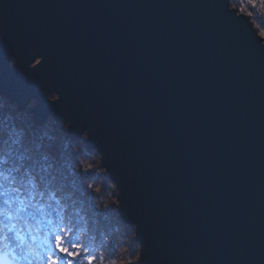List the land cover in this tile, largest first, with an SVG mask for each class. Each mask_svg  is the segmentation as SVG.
<instances>
[{"label":"water","instance_id":"95a60500","mask_svg":"<svg viewBox=\"0 0 264 264\" xmlns=\"http://www.w3.org/2000/svg\"><path fill=\"white\" fill-rule=\"evenodd\" d=\"M0 94L85 135L141 264H264V43L229 0H0Z\"/></svg>","mask_w":264,"mask_h":264},{"label":"trees","instance_id":"16d2710c","mask_svg":"<svg viewBox=\"0 0 264 264\" xmlns=\"http://www.w3.org/2000/svg\"><path fill=\"white\" fill-rule=\"evenodd\" d=\"M255 1L258 3V8L264 9V0ZM259 2H262V5L259 4ZM247 8H249V13L254 11L252 6H247ZM261 11L256 10L253 14L256 15V21L257 23L259 22V25L262 27L264 18L262 19V14L259 13ZM64 123L66 122L64 121ZM63 139L66 140L65 142L70 141L77 145L79 144V148L87 152L98 153L96 150L88 148L82 140L77 142L69 137L67 133H63ZM53 153L55 155L58 153L65 154L64 158L66 159L64 163L69 162L70 166L68 165L67 167L65 164L62 165V163H60L57 168L58 173L46 174V178L52 179L55 176H61L65 180L67 179L66 174H69V170H71L72 173H70L73 174L71 175V178L73 176V181L78 179L76 182V193L84 192V195H88L84 201L85 205L92 203L94 206H97L98 209L100 208V210H94L91 214L90 212L89 214H82L83 209H79L82 208L79 201L71 200L67 201L70 205L68 208L70 219L66 228L60 225L59 221L55 224L52 223L51 213L57 210L51 208L47 213L36 219L35 227L29 224L21 231L20 226L17 225L16 232L18 235L15 237L7 236L6 234L8 231L5 229L4 233L0 234L8 237L7 239L0 238V255L3 257V259L0 260V264H13V262L17 260H22V264H50V262H54V264H88L89 256L93 257V264H115V262H122V260L124 261L126 258L130 257L132 250H130L131 253H125L124 255L126 256L121 258V247L126 245V243L124 241L125 237L121 236L120 232L124 231L128 234L132 231L133 237L131 240H133V247L138 248L139 244L134 235V227L128 225L121 219L118 210H115L114 207L111 206V203L110 205L102 202L101 204L96 203L100 201L101 197L96 194L98 191L93 192L92 190H88L86 183L82 185L81 181L83 179V174L81 175L80 170L83 169V166L79 167L80 160L77 159L75 153H65L62 149H59V152L53 151ZM76 171L78 172L77 174H75ZM102 177L103 180L101 179ZM102 177L96 178V181L101 180L103 182L102 192L106 189V184H112L115 187V184L111 182L106 172L105 176ZM61 187L63 186L61 185L60 188ZM115 192H112L110 199L112 201L116 199L118 207L117 191ZM105 199H103L104 202H106ZM57 214L60 215V213ZM83 216L90 224H83V222H81L80 219L83 218ZM114 217H116V220H114ZM76 219L78 221H75ZM57 236L63 238V247L68 249V253L70 254H66L57 249ZM26 244L28 246V251L31 252L30 255L25 252ZM33 244L35 247H33ZM37 249L39 251H37ZM138 264H141L140 261Z\"/></svg>","mask_w":264,"mask_h":264},{"label":"clouds","instance_id":"9594fccd","mask_svg":"<svg viewBox=\"0 0 264 264\" xmlns=\"http://www.w3.org/2000/svg\"><path fill=\"white\" fill-rule=\"evenodd\" d=\"M56 131L51 123L37 124L29 110L17 108L0 94V216L8 217L12 230L7 236L18 235L17 225L21 231L29 224L35 227L36 219L51 208L57 210L51 213L52 223L68 225L71 194L46 179L44 168L48 155L43 147ZM25 252L31 254L27 244Z\"/></svg>","mask_w":264,"mask_h":264},{"label":"rangeland","instance_id":"374dc122","mask_svg":"<svg viewBox=\"0 0 264 264\" xmlns=\"http://www.w3.org/2000/svg\"><path fill=\"white\" fill-rule=\"evenodd\" d=\"M259 4L262 5V2H259ZM229 5H230V7L235 8L237 13H242V14H245L248 16L253 27L255 28L258 35L262 38V41L264 43V23H262L263 26L261 27V25H259V22L257 23V21H256V17H255L256 15L253 14L254 11H256V10L261 11L263 8L262 9L258 8V3H256L255 0H229ZM247 6H252L254 11L249 13V11H248L249 8H247ZM259 13L262 14V19H263L264 18V9ZM9 102L12 103L10 100H9ZM12 104H14L17 107V105L15 103H12ZM36 104H37V101L32 100L29 102V104L26 106L25 109L30 110ZM46 122L51 123L53 125V128L57 129V131L54 133V135L51 139H46L44 147H43V150L48 155V160H46L44 162V168L47 170L46 174L49 175V174L58 173L57 168H58L60 163H62V165L65 164L67 167H68V165L70 166L69 162L64 163V160L66 159V158H64L65 154H59L58 153L57 155H55L53 153V151L59 152V149H62L65 153H69V152H71L72 154L75 153V155L77 156V159L80 160L79 167L83 166V169L80 170L81 175L83 174L82 178L84 179V180L82 179V181H81L82 185L84 183H86L88 190H92L93 192L98 191V193H96V194L99 195L101 198H100V201L96 202V203L101 204V202H102V203H106L108 205H110V203H111V206H113L115 210H118L119 206L117 207L116 199L115 200L113 199V201L110 199V197L112 196V192L116 191L115 187L112 184H106L107 187L104 190V192H105V194H104V192H102L103 182L101 180L96 181V178L105 176V170L100 165V156L98 155V153L95 154L93 152H87L84 149H80L79 144L77 145L76 143H72L70 141L65 142L66 140L63 139V133H65V134L67 133V123H64V121H62V120L55 121L51 116H48ZM84 139H85V135H83L80 139H78L76 141L79 142L80 140H82L84 142ZM93 150H95V149H93ZM69 171L71 172V170H69ZM70 172H69V174H66L67 179H65V180L61 176H55L54 178L48 179V180H51L54 185H57L59 187L62 185L63 187H65V188L61 187V189H63L62 191L64 193H70L71 194L69 201H71V200H75V201L78 200L79 201V203L82 207L79 209H83L82 214H84V213L89 214V212L91 214V212H94V210H100V208L98 209V207L94 206L92 203L87 204L88 206L85 205L84 201L88 195L87 196L84 195V192L76 193L77 192L76 191V189H77L76 182L78 181V179H75L73 181V176L71 178V175H73V174H71L72 172L71 173ZM77 173L78 172L76 171L75 174H77ZM101 179L103 180V177ZM60 183H62V184H60ZM66 188H67V191H66ZM103 199H105L106 202H104ZM80 220H81V222H83V224H90V222L87 219H85L84 216ZM114 220H116V217H114ZM75 221H78V220L76 219ZM120 235L125 237L124 241L126 243V245L121 247L122 248L121 258L126 256V255H124L125 253L126 254H127V252L131 253L130 250H132V253H131V256L126 258L124 261L122 260V262L121 261L115 262V264H138L140 261V252H139V246H138V248L133 247V240H131L133 237V232L131 231V233L126 234L123 231V232H120Z\"/></svg>","mask_w":264,"mask_h":264},{"label":"snow or ice","instance_id":"6c2138e0","mask_svg":"<svg viewBox=\"0 0 264 264\" xmlns=\"http://www.w3.org/2000/svg\"><path fill=\"white\" fill-rule=\"evenodd\" d=\"M5 203H11V201H5ZM7 215L5 216H0V234H3L4 230L7 229V231H11V227H9L7 225ZM0 238H3V239H7L8 237L7 236H2L0 235ZM56 246H57V249L60 250V251H63L65 252L66 254H70L68 253V249L64 248L63 247V238L60 237V236H57L56 238ZM3 257L2 255H0V260H2ZM50 264H54V262H50ZM88 264H93V257L89 256L88 257Z\"/></svg>","mask_w":264,"mask_h":264},{"label":"bare ground","instance_id":"6f19581e","mask_svg":"<svg viewBox=\"0 0 264 264\" xmlns=\"http://www.w3.org/2000/svg\"><path fill=\"white\" fill-rule=\"evenodd\" d=\"M230 8H232V7H230ZM106 172V171H105Z\"/></svg>","mask_w":264,"mask_h":264},{"label":"flooded vegetation","instance_id":"af4514ba","mask_svg":"<svg viewBox=\"0 0 264 264\" xmlns=\"http://www.w3.org/2000/svg\"><path fill=\"white\" fill-rule=\"evenodd\" d=\"M52 96H54V95H52Z\"/></svg>","mask_w":264,"mask_h":264}]
</instances>
